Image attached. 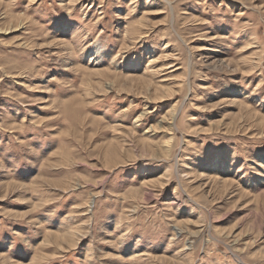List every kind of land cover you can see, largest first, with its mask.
Wrapping results in <instances>:
<instances>
[{
	"label": "rangeland",
	"instance_id": "obj_1",
	"mask_svg": "<svg viewBox=\"0 0 264 264\" xmlns=\"http://www.w3.org/2000/svg\"><path fill=\"white\" fill-rule=\"evenodd\" d=\"M0 264H264V0H0Z\"/></svg>",
	"mask_w": 264,
	"mask_h": 264
},
{
	"label": "bare ground",
	"instance_id": "obj_2",
	"mask_svg": "<svg viewBox=\"0 0 264 264\" xmlns=\"http://www.w3.org/2000/svg\"><path fill=\"white\" fill-rule=\"evenodd\" d=\"M98 52H99V48H98V50L96 51V54H98ZM237 99L236 98H234L232 101H233V103H235V101H236ZM174 109V108H173ZM177 108H175L172 112H173V114H172V117H175V114H176V112H177Z\"/></svg>",
	"mask_w": 264,
	"mask_h": 264
}]
</instances>
